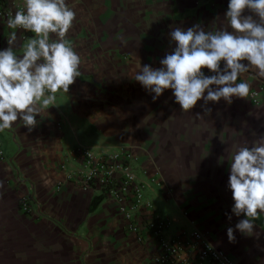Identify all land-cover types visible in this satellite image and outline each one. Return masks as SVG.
Listing matches in <instances>:
<instances>
[{
	"label": "crops",
	"instance_id": "1",
	"mask_svg": "<svg viewBox=\"0 0 264 264\" xmlns=\"http://www.w3.org/2000/svg\"><path fill=\"white\" fill-rule=\"evenodd\" d=\"M228 2L66 0L76 19L65 38L81 58L80 75L68 93L56 94L55 106L36 116L37 124L31 130L18 119L0 132V214H16V200L22 196L32 200L30 212L21 217L22 238L27 241L29 223V234L36 238L33 248L43 249L35 254L39 262L150 264L152 244H137L123 231L112 202L102 199L90 211L92 194L66 183L60 166H73L77 148L106 154L125 146L147 153L149 141L141 138V145L136 140L147 134L140 132L138 106L143 92L135 74L144 65L162 67L160 61L176 47L170 37L175 27L186 30L200 24L206 31H231L225 18ZM12 31L17 32L14 52L22 56L26 39L21 37L34 34L9 29L7 20H0V50L9 46ZM202 71L214 75L208 69ZM238 82L249 83L251 89L264 84V78L250 69ZM163 93L174 106L172 90ZM175 122L182 129V148L172 142L167 150H182V188L162 180L157 166H143L154 182L162 181L149 189L155 210L170 222L172 230L188 229L193 222V228L235 264H264V213L253 221L252 234L234 231L233 241L227 237V228H235L246 218L231 211L229 157L238 147H251L264 136V95L257 107L247 97H233L231 103L221 99L206 106L202 99L193 109L182 111ZM57 184L61 186L54 191Z\"/></svg>",
	"mask_w": 264,
	"mask_h": 264
},
{
	"label": "clouds",
	"instance_id": "2",
	"mask_svg": "<svg viewBox=\"0 0 264 264\" xmlns=\"http://www.w3.org/2000/svg\"><path fill=\"white\" fill-rule=\"evenodd\" d=\"M225 18L231 31H206L200 24L186 30L175 27L170 37L176 47L160 61L162 67L144 65L135 81L155 94L154 101L171 89L184 112L202 99L206 106L221 99L231 103L233 97H247L250 85L238 82L240 75L252 69L264 78V0H229ZM75 19L66 0H24L22 10L7 19L9 29H22L34 36L21 37L26 39L22 56L14 52L16 31L9 35V46L0 50V132L18 119L31 130L37 124L36 116L55 106L56 94L68 93L80 75L81 58L65 38ZM50 34L57 38L50 39ZM202 69L214 75L206 76ZM204 111L211 113L210 108L204 107ZM229 162L231 211L246 217L235 228H227V237L233 241L234 231L252 234L253 221L264 213V136L251 147H238Z\"/></svg>",
	"mask_w": 264,
	"mask_h": 264
},
{
	"label": "built area",
	"instance_id": "3",
	"mask_svg": "<svg viewBox=\"0 0 264 264\" xmlns=\"http://www.w3.org/2000/svg\"><path fill=\"white\" fill-rule=\"evenodd\" d=\"M23 5L17 0L0 1V20H7ZM263 95L264 84H259L250 89L247 98L257 107ZM73 155V166H60L65 182L81 192H90L93 198L112 202L123 231L132 235L137 244H152L150 264H235L226 253L213 248L205 235L193 228V222H189L188 229L172 230L150 199L154 178L136 162L129 148L119 147L106 154L77 148ZM1 156L0 151V159ZM60 186L55 185L54 191ZM19 202L21 211L29 213L32 200L22 196Z\"/></svg>",
	"mask_w": 264,
	"mask_h": 264
},
{
	"label": "rangeland",
	"instance_id": "4",
	"mask_svg": "<svg viewBox=\"0 0 264 264\" xmlns=\"http://www.w3.org/2000/svg\"><path fill=\"white\" fill-rule=\"evenodd\" d=\"M203 72L208 73L206 71ZM140 93H142L139 96L138 106L140 132L143 134L145 132L147 135H142L136 140L141 145H143L141 138L144 139L143 141L148 140L149 142L146 145L149 146V150L144 153L138 149L127 148L132 151L138 164L141 166L146 164L157 166L159 177L161 176L162 180H169L171 182L169 183L170 185L182 188V172L184 170L182 169V150H167L168 145L172 142L175 143L176 147L182 148V129L179 127L178 122H175V118L182 112L181 108L176 103L174 106L169 105V99L165 98L164 93L154 101L152 97L155 94L149 93L145 88L143 89L141 84ZM171 95L172 93L167 94L166 97ZM172 98L174 99V97ZM170 131L176 134L170 136ZM119 147L125 146H117L116 148ZM172 155L174 156L173 159ZM161 182L158 179L153 183V186L159 187ZM19 201L20 199L16 200V214H0V264H42L39 262L40 258L35 256V254L41 253L43 249L35 250L33 248L36 238L29 234V223L27 225V241L22 238L23 225L21 224V217L25 213L21 211ZM24 242H26L27 246H25Z\"/></svg>",
	"mask_w": 264,
	"mask_h": 264
},
{
	"label": "trees",
	"instance_id": "5",
	"mask_svg": "<svg viewBox=\"0 0 264 264\" xmlns=\"http://www.w3.org/2000/svg\"><path fill=\"white\" fill-rule=\"evenodd\" d=\"M0 1H4V0H0ZM100 201H101L100 197H94L90 203L89 210L90 211L93 210L99 204Z\"/></svg>",
	"mask_w": 264,
	"mask_h": 264
}]
</instances>
